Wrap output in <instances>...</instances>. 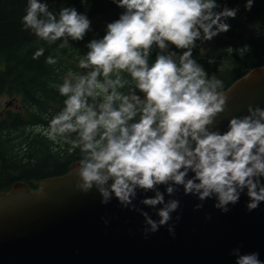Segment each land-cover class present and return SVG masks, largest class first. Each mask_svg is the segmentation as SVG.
I'll list each match as a JSON object with an SVG mask.
<instances>
[{
    "label": "clouds",
    "instance_id": "obj_1",
    "mask_svg": "<svg viewBox=\"0 0 264 264\" xmlns=\"http://www.w3.org/2000/svg\"><path fill=\"white\" fill-rule=\"evenodd\" d=\"M110 2L120 11L100 35L93 31L87 7L79 11L65 3L55 11L48 0H26L22 30L38 41L70 50L92 33L86 51L76 58V70L69 68L50 84L63 98L59 108L40 113L46 124L28 130L47 139L53 153H78L76 187L84 193L95 189L102 205L115 199L121 208L138 212L146 236L165 226L175 235L170 221L180 207L175 194L181 189L199 201L196 210L213 200L214 208L228 213L241 195L248 198L246 210H256L264 203V108L249 106L248 114L231 118L226 130H213L227 92L224 81L210 76L194 56L231 30L240 5ZM80 3L88 6L89 0ZM254 5L255 0H244L243 8L251 11ZM45 51L38 47L32 59ZM224 51L244 59L251 46L229 45ZM60 59L49 54L45 63L55 66ZM215 63L210 56L208 64ZM31 111L39 109L34 105ZM139 194H144L139 204L154 210L157 219L136 206ZM230 254L234 264H264L259 252H243L240 246Z\"/></svg>",
    "mask_w": 264,
    "mask_h": 264
},
{
    "label": "water",
    "instance_id": "obj_2",
    "mask_svg": "<svg viewBox=\"0 0 264 264\" xmlns=\"http://www.w3.org/2000/svg\"><path fill=\"white\" fill-rule=\"evenodd\" d=\"M224 92L226 107L213 130H226L249 106L264 108V66ZM75 164L66 175L40 181L36 190L19 182L0 192V264H234L230 253L237 246L259 252L264 261V203L248 212V198L241 195L228 213L214 208L213 200L196 210L199 201L181 189L175 194L180 207L170 221L175 235L165 226L146 236L138 212L115 199L102 205L95 189L84 193L76 187ZM143 197L138 195L136 206L157 219L154 210L139 204Z\"/></svg>",
    "mask_w": 264,
    "mask_h": 264
},
{
    "label": "trees",
    "instance_id": "obj_3",
    "mask_svg": "<svg viewBox=\"0 0 264 264\" xmlns=\"http://www.w3.org/2000/svg\"><path fill=\"white\" fill-rule=\"evenodd\" d=\"M48 2L55 11L65 3L74 5L79 11H85L87 7V15L92 20L109 16L113 20L120 11L110 0H89L88 6L81 5L80 0ZM221 2L229 7L240 5L236 19L230 21L231 30L211 41L223 52L222 57L210 65L202 49L194 51V56L210 76L224 81L223 91H226L253 69L264 66V0H255L251 11L244 10V0ZM25 6L26 0H0V97L21 98L23 104V109L9 111L0 122V192L9 191L19 182L36 190L40 181L66 175L77 163L79 155H70L67 150L53 153L47 139L28 129L32 125L46 124L40 113L59 108L63 98L50 84L59 82L60 76L69 68L76 70V58L86 51L84 43L92 38V33L84 42H75L70 50L49 46L22 30L21 17ZM245 43L251 46V52L244 59L235 53L232 57L224 51L229 45L237 47ZM41 46L46 49L45 55L33 60L32 54ZM49 54L59 55L60 63L47 65L45 57ZM58 67L62 68L60 73L55 71ZM236 69L240 70L238 74L233 73ZM34 105L39 109L38 113L31 111Z\"/></svg>",
    "mask_w": 264,
    "mask_h": 264
},
{
    "label": "rangeland",
    "instance_id": "obj_4",
    "mask_svg": "<svg viewBox=\"0 0 264 264\" xmlns=\"http://www.w3.org/2000/svg\"><path fill=\"white\" fill-rule=\"evenodd\" d=\"M112 20V16L97 18L92 20L93 22V31L103 35V28L106 22H110ZM207 48L211 49L208 50ZM203 53L208 56H215V59L218 60L222 57V51H220L214 42H209L208 45L204 46L202 49ZM240 70H233L234 74H238ZM23 109V104L21 98H11L9 96H1L0 97V122L7 116L9 111H20Z\"/></svg>",
    "mask_w": 264,
    "mask_h": 264
}]
</instances>
